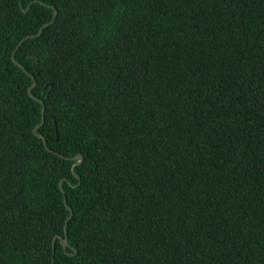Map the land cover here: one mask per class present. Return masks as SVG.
Segmentation results:
<instances>
[{
	"label": "trees",
	"instance_id": "1",
	"mask_svg": "<svg viewBox=\"0 0 264 264\" xmlns=\"http://www.w3.org/2000/svg\"><path fill=\"white\" fill-rule=\"evenodd\" d=\"M0 264H264V0H0Z\"/></svg>",
	"mask_w": 264,
	"mask_h": 264
},
{
	"label": "water",
	"instance_id": "2",
	"mask_svg": "<svg viewBox=\"0 0 264 264\" xmlns=\"http://www.w3.org/2000/svg\"><path fill=\"white\" fill-rule=\"evenodd\" d=\"M40 3H41V2H40ZM20 7L22 8V4H21V2H20ZM28 9H29V5H28L25 9H23V11H24V12H27ZM56 15H57V12L54 10L53 15H52V19H51L49 22L43 24V25L40 27V29L37 31L36 34L27 35V36L23 37V38L18 42V44H17L15 50L18 49V47H19V46H20V45H21L26 39L35 38V37L39 36L40 33H41V30H42L43 28H45V27H47L48 25H50L51 23H53L54 19L56 18ZM14 52H15V51H14ZM14 52H13L12 55H11V59H12L13 63H14L15 65L19 66L20 68H22L23 71H24L25 73H27L26 70L14 60ZM32 79H33V78H32ZM34 86H35V81L33 80V84L28 88V94H29V96H30L32 99H34L35 101H38V102L41 104V114H42V119H41V122H40L39 124H37V125L33 128L32 131H33V133H34L38 138H40V139L42 140V142H43L45 148H47V143H46L44 137H43L41 134L37 133V130H38L39 127L43 124L44 106L42 105V102H41V101H39L37 98H35V97L31 94L30 91H31V89H32ZM71 160L74 162V163L72 164L71 171H72L73 176L76 177V178L78 179V183H77V184H79V178H78L77 174L74 172V167L77 166V165H80V164L82 163V161H83V156H82L81 154H77V155H75L73 158H71ZM63 180H64V179H63ZM63 180H60V181H59V189L62 191L63 196H65V195H64L65 193H64V191H63V189H62V183H63ZM65 181H67V180H65ZM63 202L65 203V197H63ZM66 207H67V209H68V211H69V215H68V217H67L66 220H65V225H64V235H63V236H55V237L53 238V240H52V256H53V254H54V253H53V251H54V240H55L56 238H58L59 243H60V245H61V247H62L63 250H65L67 247H70V246H69V243H68L67 236H66V224H67L68 220H69V219L71 218V216H72V211H71V209H70L68 206H66ZM73 252L75 253V250H74Z\"/></svg>",
	"mask_w": 264,
	"mask_h": 264
}]
</instances>
